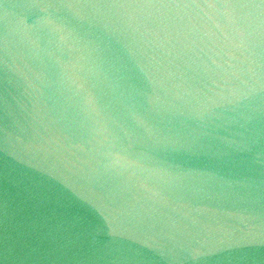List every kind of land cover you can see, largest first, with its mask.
Here are the masks:
<instances>
[{"label":"water","instance_id":"1","mask_svg":"<svg viewBox=\"0 0 264 264\" xmlns=\"http://www.w3.org/2000/svg\"><path fill=\"white\" fill-rule=\"evenodd\" d=\"M0 264H264V0H0Z\"/></svg>","mask_w":264,"mask_h":264},{"label":"clouds","instance_id":"2","mask_svg":"<svg viewBox=\"0 0 264 264\" xmlns=\"http://www.w3.org/2000/svg\"><path fill=\"white\" fill-rule=\"evenodd\" d=\"M121 162V158L117 157L115 163H120Z\"/></svg>","mask_w":264,"mask_h":264}]
</instances>
